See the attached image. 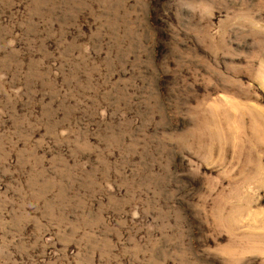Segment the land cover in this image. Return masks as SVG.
Segmentation results:
<instances>
[{
  "label": "rangeland",
  "instance_id": "rangeland-1",
  "mask_svg": "<svg viewBox=\"0 0 264 264\" xmlns=\"http://www.w3.org/2000/svg\"><path fill=\"white\" fill-rule=\"evenodd\" d=\"M0 264H264V0H0Z\"/></svg>",
  "mask_w": 264,
  "mask_h": 264
}]
</instances>
